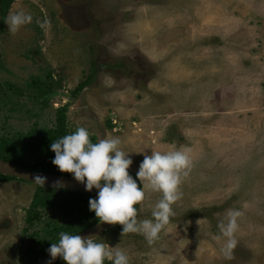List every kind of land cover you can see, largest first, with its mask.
Instances as JSON below:
<instances>
[{"label":"rangeland","instance_id":"374dc122","mask_svg":"<svg viewBox=\"0 0 264 264\" xmlns=\"http://www.w3.org/2000/svg\"><path fill=\"white\" fill-rule=\"evenodd\" d=\"M18 10L33 19L0 33V135L53 128L69 103L70 130L119 137L135 175L152 151L192 158L152 245L118 223L95 241L130 264H264V0H15L6 18ZM37 185L0 178V264H28ZM161 195L146 190L138 220ZM233 209L227 258L218 224Z\"/></svg>","mask_w":264,"mask_h":264},{"label":"clouds","instance_id":"9594fccd","mask_svg":"<svg viewBox=\"0 0 264 264\" xmlns=\"http://www.w3.org/2000/svg\"><path fill=\"white\" fill-rule=\"evenodd\" d=\"M32 19L31 14L18 10L11 12L5 23L15 34ZM121 143L119 137H108L93 143L88 130L79 127L50 145L55 153L52 163L61 172L71 173L77 181L84 183L86 191L98 189L96 197L89 199V210L101 222L118 223L122 225V234H141L152 245L174 214L172 205L181 197L180 185L191 170L192 158L185 149L152 151L151 155L144 156L136 173L140 181L138 186L137 180L128 171L133 161L129 153L121 149ZM45 180L46 177L37 175L33 181L44 185ZM56 183L60 184L59 181ZM146 190L162 195L152 210V218L138 220L135 206L144 201ZM241 215L239 210H229L225 220L218 224L225 238L222 252L227 258H231L236 246L234 234ZM59 237L58 243H52L47 250L52 260L60 256L66 264H104L105 260L111 264H130L126 251L106 247L91 236L61 232Z\"/></svg>","mask_w":264,"mask_h":264},{"label":"trees","instance_id":"16d2710c","mask_svg":"<svg viewBox=\"0 0 264 264\" xmlns=\"http://www.w3.org/2000/svg\"><path fill=\"white\" fill-rule=\"evenodd\" d=\"M14 1L2 0L3 18L0 33ZM94 77L93 74L86 81L81 82L73 92L74 96L89 86ZM43 84L41 79H36V85L41 95L51 93L50 85L47 91ZM69 107L70 104L67 103L57 109L56 126L53 128L43 130L36 124L28 132L0 135V158L30 170L73 176L71 173L61 172L58 166L52 163L55 153L50 147L55 140L72 133L69 128ZM110 126L113 127V124L110 123ZM89 135L91 142L96 143L97 137L90 133ZM128 171L137 180L139 186L140 181L135 173L130 169ZM0 178L3 181L18 179L2 173H0ZM95 197V194L88 192L37 185L24 228L26 239L33 242L29 248L28 264H38L39 260L48 253L47 250L51 244L58 243L59 233L66 232L77 235L99 223L100 220L95 216V213L89 210V199ZM140 205L141 203L135 206L137 211ZM65 262L62 259L56 264ZM104 264H111V262L105 260Z\"/></svg>","mask_w":264,"mask_h":264},{"label":"water","instance_id":"95a60500","mask_svg":"<svg viewBox=\"0 0 264 264\" xmlns=\"http://www.w3.org/2000/svg\"><path fill=\"white\" fill-rule=\"evenodd\" d=\"M2 18H3L2 0H0V28L2 25ZM0 173H2L4 175L14 176L18 179L26 180V181L33 182V183H35L33 181L34 177L39 175L42 177H46L45 184H44L45 186L62 188V189H67V190H71V191L88 192V193H92L95 195H97V192H98V189H95V188H93L91 191H86L85 190V184L77 181L74 178V176L59 175V174H53V173H48V172L30 170L27 168H23L17 164H14L8 160H4L2 158H0ZM57 181L60 182L59 185H57V183H56ZM115 225L116 224H114V225L113 224H106V223H103L100 221L96 225H94V226L88 228L87 230H85L84 232L80 233V235L85 236V237L91 236L94 239H97L99 236L104 234L109 229L113 228ZM61 260H62V258L60 256H57L54 260H52L51 255L48 252L43 258H41L39 260L38 264H49L50 261H51V264H56Z\"/></svg>","mask_w":264,"mask_h":264}]
</instances>
